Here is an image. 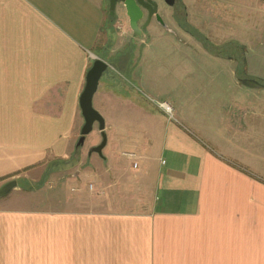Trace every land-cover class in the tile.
<instances>
[{
	"label": "crops",
	"instance_id": "obj_1",
	"mask_svg": "<svg viewBox=\"0 0 264 264\" xmlns=\"http://www.w3.org/2000/svg\"><path fill=\"white\" fill-rule=\"evenodd\" d=\"M257 1L181 0L135 35L108 0H0V190L17 180L0 264H264V87L241 80L264 77L230 48ZM97 57L93 100L123 159L89 153L97 132L76 151ZM50 176L53 205L32 204Z\"/></svg>",
	"mask_w": 264,
	"mask_h": 264
},
{
	"label": "rangeland",
	"instance_id": "obj_2",
	"mask_svg": "<svg viewBox=\"0 0 264 264\" xmlns=\"http://www.w3.org/2000/svg\"><path fill=\"white\" fill-rule=\"evenodd\" d=\"M246 1L248 2L249 0H246ZM257 2L264 4V0H258ZM251 9H252V11L250 12L249 8H247V12L250 14V17H248L247 15L240 17L239 14L243 13V10L241 8H238V10H237V16H238L237 22H239V24L244 23L247 26V32L244 33V35H245L244 37H242L240 35L241 33H238V36H239L238 39L239 40L236 41L237 42L236 43L237 49L234 50L233 47H230V48H231V50H233L235 52L237 50V55H238L239 59H242L246 55L243 62H246L250 74L255 75V76L258 75V76L264 77V7H261V8L260 7H252ZM114 23H115L114 29H115L116 24H118V25L121 24V23H119L118 19L115 20ZM119 30L120 31L124 30L123 26H122V29H119ZM244 44H245L246 53L243 52ZM110 63L116 64V59L110 58ZM93 105L101 113L100 108H99V100H98L97 96L93 100ZM83 124H84V119H83V121H79V124L77 126L76 143H77L78 138L81 134V128H82ZM95 129L97 131H95ZM95 132H97L99 134V135H96L97 137L93 141V142H96V144H94L91 140V137L95 134ZM116 134L117 135H114L112 137V139H111L112 135L109 134L110 135L109 136V142H108L107 146L105 147V151L111 152L112 149H114L113 154L115 155V157L118 156L119 159H123V157L121 155V153H122V150H121L122 146L121 145L125 141H122L123 138L121 136H118L117 131H116ZM118 138H119V140H118ZM101 140H102V136H101L100 130L98 128V124L96 123L93 131L86 136L84 145L81 146L80 148H87L89 146H92V144L97 145L101 142ZM105 151H104V153H105ZM72 158L74 160L77 159V157L75 156V152H72L69 159H72ZM82 160H84V157ZM57 162H61V161H57ZM62 162H65V160ZM54 163H55V161L49 162L50 165L46 168V171L44 173L45 176L47 174H50L52 172V169L57 167V165ZM47 181H48V185H47ZM47 181L45 182L46 185L43 188H41L40 190H34L33 191L32 198L30 199L32 201V204L33 203H39V204H36L39 207H48V206L53 205V199L52 198L58 193V192H56V189H57V186H58L60 180L57 177L55 179H53L52 176H50L47 178ZM83 182L81 184L84 187H85V185L87 186L86 178H83ZM55 183H56V185L54 187L53 184H55ZM49 185H52V186H49Z\"/></svg>",
	"mask_w": 264,
	"mask_h": 264
},
{
	"label": "water",
	"instance_id": "obj_3",
	"mask_svg": "<svg viewBox=\"0 0 264 264\" xmlns=\"http://www.w3.org/2000/svg\"><path fill=\"white\" fill-rule=\"evenodd\" d=\"M168 4L172 5V1L165 0ZM158 0H109V13L113 16L117 14V8L123 9L128 17L129 25L135 35H141L144 29L151 22L153 16L156 17L157 21L166 27V23L161 17L158 11ZM144 24H140V21L145 18ZM109 64L102 58L97 57L93 60L91 67L88 69L86 74V82L84 89L80 95V108L84 117V124L81 128V134L76 143V147L84 145L86 136L90 134L95 124H98L102 140L99 144L93 146L89 153L97 152L102 154L103 148L107 144L108 136L105 130V119L102 114L94 107L93 98L96 93L100 79L103 73L108 69ZM243 82L250 86H262L264 84L254 78L241 79ZM17 185V180H11L7 182L0 190V194H6L12 188Z\"/></svg>",
	"mask_w": 264,
	"mask_h": 264
},
{
	"label": "flooded vegetation",
	"instance_id": "obj_4",
	"mask_svg": "<svg viewBox=\"0 0 264 264\" xmlns=\"http://www.w3.org/2000/svg\"><path fill=\"white\" fill-rule=\"evenodd\" d=\"M169 1H172V2H173L172 5H170V4H168L167 2H165V0H158V2H159V5H158V11H159L161 17L163 18V20H164L163 14H164V11H165L166 8L172 7L173 10H174V12H175V11H177V10H175V8H178L179 4L181 5V0H169ZM108 2H109V0H108ZM119 9H120V8L118 7V9H117V14H116V15H113V17L115 18V20H117L118 18L128 19V17L126 16V13L124 12V10H123V9H120L121 12H123V13H119V12H118ZM178 9H179V8H178ZM146 18H147V17H146V14H145V18H144L143 20L140 21V24H141V25L144 24V22L146 21ZM152 21L155 22V23L160 24V23L157 21V19H156L155 16L152 17L151 22H150L149 24H151ZM149 24H148V26H149ZM161 25H162V24H161ZM148 26H147L145 29H147ZM162 26H163V25H162Z\"/></svg>",
	"mask_w": 264,
	"mask_h": 264
},
{
	"label": "built area",
	"instance_id": "obj_5",
	"mask_svg": "<svg viewBox=\"0 0 264 264\" xmlns=\"http://www.w3.org/2000/svg\"><path fill=\"white\" fill-rule=\"evenodd\" d=\"M160 107L170 116H172V107L168 102H158ZM130 157H133L135 154L133 152H126ZM134 166H137V162H134Z\"/></svg>",
	"mask_w": 264,
	"mask_h": 264
},
{
	"label": "trees",
	"instance_id": "obj_6",
	"mask_svg": "<svg viewBox=\"0 0 264 264\" xmlns=\"http://www.w3.org/2000/svg\"><path fill=\"white\" fill-rule=\"evenodd\" d=\"M110 18H112V21H113V23H114V21H115V18H114L113 16H111ZM79 148H80V147H77V148H76V149H77L76 151H78V150H79Z\"/></svg>",
	"mask_w": 264,
	"mask_h": 264
}]
</instances>
